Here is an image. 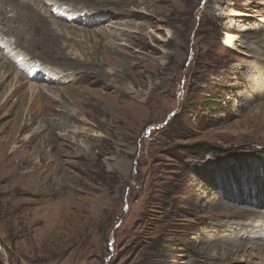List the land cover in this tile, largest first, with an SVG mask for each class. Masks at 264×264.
I'll list each match as a JSON object with an SVG mask.
<instances>
[{
    "label": "rangeland",
    "instance_id": "1",
    "mask_svg": "<svg viewBox=\"0 0 264 264\" xmlns=\"http://www.w3.org/2000/svg\"><path fill=\"white\" fill-rule=\"evenodd\" d=\"M91 3L18 18L37 34L0 59V264L249 261L223 252L264 244V0Z\"/></svg>",
    "mask_w": 264,
    "mask_h": 264
},
{
    "label": "bare ground",
    "instance_id": "2",
    "mask_svg": "<svg viewBox=\"0 0 264 264\" xmlns=\"http://www.w3.org/2000/svg\"><path fill=\"white\" fill-rule=\"evenodd\" d=\"M89 1L92 2L93 0H0V59L6 60L5 62H7V63H14L15 64V60L17 62V60H19L21 56L23 57V53L27 52V50H29V49H27L28 47L26 46V43L29 46H31L32 42H30V41H32L31 39H33L35 37V34H37V31L35 30V28L33 29L34 30L33 31V30L25 27L21 23H18L16 21L18 18L25 17L27 15H39V14L46 15V13L47 12L49 13V11H50L49 6L50 7L53 5L62 6L64 3H67V2H70L71 4H75V3L81 4L80 10H81V13H84L85 9L89 10V8H86V7H90L89 3H91V2H89ZM107 1H109V0H99V3H101V4L103 3V5H106L104 3H107ZM83 2H88V6L86 3H83ZM134 2L135 1H133V3ZM94 3H95V0H94ZM34 7H36V8H34ZM71 8L72 9L68 8V10H73V8H75V7H71ZM76 9H78V8H76ZM62 10H58L56 12V15L58 17L65 16V18L70 22L79 21L80 23H82V20L78 18V17H80V15H77V16L76 15H68L65 11H62ZM90 10H93L95 12L90 11V13H88V14H83V16H85L83 18V20H86L87 23H88V20H90L87 16H93V15L96 16L97 15V18H102L103 14H104L105 16H107L109 18L112 17L111 14L109 13L110 9H108L107 7H104V6H101L98 9L94 8V9H90ZM232 12L233 13H231L229 16H234V17H236V16L242 17L243 16L240 12H236V11H232ZM59 13L64 14V15H60ZM131 15H133V13ZM133 16L139 17L137 15H133ZM50 17H53V16L50 15ZM43 22L45 24L44 28L42 29L43 30V40H47V41L51 42L52 46L55 47L54 49H52V48H49V49H51L53 51L56 50L57 52H60V50H61V53H63L62 42L64 41L65 37H67L71 34L68 31L69 29L66 27V25H61L60 23L56 24V23H53L54 21H51V20L48 21L45 18H44ZM122 31L123 30H121L120 28L110 26L108 29H104V31H103L104 33H102V34H103L105 40L113 42V44H115V41H116L117 45H119L120 47L121 46L122 47L123 46L129 47L130 43L127 41V39H123L122 36H124V33L121 34ZM234 39H235V37H232L229 35L226 36V45L229 49H235L236 48V45L234 43ZM12 40H13V43H12ZM24 54H26V53H24ZM29 57H30V55H29ZM61 57H63V56H61ZM22 60H21V62H22ZM27 60H29V59H27ZM258 60L260 61L261 59L257 58V61ZM261 61L264 62V60H261ZM18 67H20V65H18L17 68ZM32 68H34V66ZM41 70L43 71L41 73L45 74V77H44L45 80L54 81L57 79V77L54 73H50L49 71L44 70V69H41ZM35 71H36V74L40 72L37 69H35ZM263 87H264V80L261 83L258 82V84L256 86L255 100L259 99L261 97V95L259 94V91ZM263 95H264V92H263ZM212 227H213V225H212ZM212 227L210 228L211 230H213ZM207 243L208 244L205 245L203 242V245H205V248H202L200 250L196 249L194 251L195 254L203 252V255L200 258L205 259V257H206V259H209L212 262H216L218 260H221L220 257L215 258V257L206 256V255H208V254H206V250L208 249L207 247L210 244H213V242L208 241ZM256 247L257 248H248L245 243L238 242L234 245H230V248L228 250L225 249L223 252V255L225 257V260H227V259L230 260V258L233 257L235 254H238V255L242 254L243 257L250 258L249 261L246 260V258H244L243 260L241 259L240 261H237V259H236L235 260L236 262L232 261V262H230V264H232L233 262H235L234 264H241L242 261L243 262L248 261L251 264L252 263L251 260H253V258L260 260L261 262L259 264H263L264 263V244L258 245ZM249 250H251V252H255L256 255L253 256V258H252V255L250 254Z\"/></svg>",
    "mask_w": 264,
    "mask_h": 264
},
{
    "label": "trees",
    "instance_id": "3",
    "mask_svg": "<svg viewBox=\"0 0 264 264\" xmlns=\"http://www.w3.org/2000/svg\"><path fill=\"white\" fill-rule=\"evenodd\" d=\"M196 148H197V146L191 147V149H192V150H195ZM198 148H199V149H201L200 151H201L202 153H204V152H206V151H209V150H210V149H208V148H206V149H204V150H203V148H202V147H201V148H200V147H198Z\"/></svg>",
    "mask_w": 264,
    "mask_h": 264
},
{
    "label": "water",
    "instance_id": "4",
    "mask_svg": "<svg viewBox=\"0 0 264 264\" xmlns=\"http://www.w3.org/2000/svg\"><path fill=\"white\" fill-rule=\"evenodd\" d=\"M2 249H1V247H0V251H1ZM4 262L6 263V260H5V258H4Z\"/></svg>",
    "mask_w": 264,
    "mask_h": 264
}]
</instances>
